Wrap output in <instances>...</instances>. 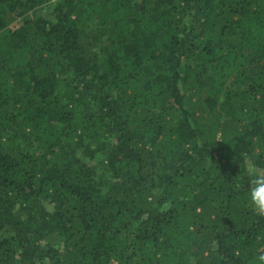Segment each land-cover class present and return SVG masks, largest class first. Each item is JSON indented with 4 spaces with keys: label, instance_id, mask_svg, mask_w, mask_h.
Wrapping results in <instances>:
<instances>
[{
    "label": "trees",
    "instance_id": "1",
    "mask_svg": "<svg viewBox=\"0 0 264 264\" xmlns=\"http://www.w3.org/2000/svg\"><path fill=\"white\" fill-rule=\"evenodd\" d=\"M264 0H0V264H254Z\"/></svg>",
    "mask_w": 264,
    "mask_h": 264
},
{
    "label": "clouds",
    "instance_id": "2",
    "mask_svg": "<svg viewBox=\"0 0 264 264\" xmlns=\"http://www.w3.org/2000/svg\"><path fill=\"white\" fill-rule=\"evenodd\" d=\"M246 171L249 177L248 201L255 212L264 215V169L249 162ZM254 264H264V252L257 255Z\"/></svg>",
    "mask_w": 264,
    "mask_h": 264
}]
</instances>
